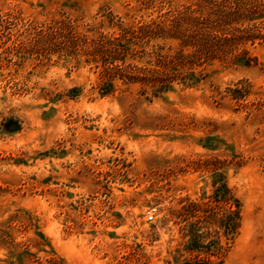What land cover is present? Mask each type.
Returning <instances> with one entry per match:
<instances>
[{"label": "rangeland", "instance_id": "rangeland-1", "mask_svg": "<svg viewBox=\"0 0 264 264\" xmlns=\"http://www.w3.org/2000/svg\"><path fill=\"white\" fill-rule=\"evenodd\" d=\"M0 264H264V0H0Z\"/></svg>", "mask_w": 264, "mask_h": 264}, {"label": "trees", "instance_id": "trees-1", "mask_svg": "<svg viewBox=\"0 0 264 264\" xmlns=\"http://www.w3.org/2000/svg\"><path fill=\"white\" fill-rule=\"evenodd\" d=\"M159 75V73H157V74H155V76H156V78L154 79V80H145V81H148V82H150V84H151V82H153L152 84L154 85V86H158L159 84H162L161 85V88L160 89H163L164 88V86H165V84H166V82L165 81H163V80H160L158 77H160V76H158ZM230 226V225H229ZM231 228V227H230ZM193 243H191V245H190V247L191 248H193Z\"/></svg>", "mask_w": 264, "mask_h": 264}]
</instances>
